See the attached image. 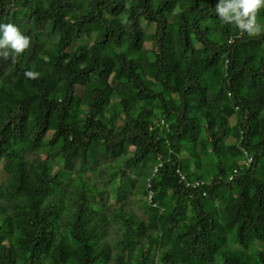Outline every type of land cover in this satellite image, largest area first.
<instances>
[{"label": "trees", "instance_id": "16d2710c", "mask_svg": "<svg viewBox=\"0 0 264 264\" xmlns=\"http://www.w3.org/2000/svg\"><path fill=\"white\" fill-rule=\"evenodd\" d=\"M217 3L0 0V264H264V7Z\"/></svg>", "mask_w": 264, "mask_h": 264}, {"label": "clouds", "instance_id": "9594fccd", "mask_svg": "<svg viewBox=\"0 0 264 264\" xmlns=\"http://www.w3.org/2000/svg\"><path fill=\"white\" fill-rule=\"evenodd\" d=\"M264 7V0H218L215 11L222 22L235 23L241 30L249 33L259 30L256 24V11ZM30 46V38L23 33L18 25L7 22L0 23V57L12 59ZM28 77L37 73L28 71Z\"/></svg>", "mask_w": 264, "mask_h": 264}, {"label": "rangeland", "instance_id": "374dc122", "mask_svg": "<svg viewBox=\"0 0 264 264\" xmlns=\"http://www.w3.org/2000/svg\"><path fill=\"white\" fill-rule=\"evenodd\" d=\"M139 214H141V211H138Z\"/></svg>", "mask_w": 264, "mask_h": 264}]
</instances>
